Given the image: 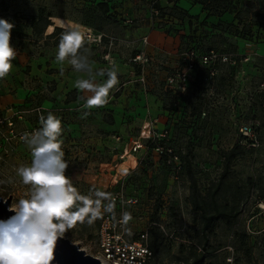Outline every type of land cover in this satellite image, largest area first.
<instances>
[{"label": "rangeland", "instance_id": "rangeland-1", "mask_svg": "<svg viewBox=\"0 0 264 264\" xmlns=\"http://www.w3.org/2000/svg\"><path fill=\"white\" fill-rule=\"evenodd\" d=\"M177 1L0 0V17L14 24L10 43L16 48L11 70L0 78V95H15L19 83L24 87L28 105H13L7 112L25 110L11 116L14 132L41 125V116L49 113L62 120V150L69 161L65 174L83 194L97 188L118 193L110 214L117 219L123 209L127 237L136 238L147 230L151 245L159 228L165 238L154 264H188L190 249H203L199 219L188 201L189 182L183 168L176 170V162L183 165L184 153L190 152L199 189L206 197L223 169L221 152L240 142L243 150L234 159L220 195L222 203L235 206L240 214L235 223L231 217L217 221L208 242L219 247L208 253L203 264H264V0H204L203 5L186 0L191 3L187 9L177 3L187 10L189 21L187 16L169 13ZM38 7L53 14L43 35L34 34L26 18ZM206 14L218 19L208 22ZM54 26L103 34L100 42L92 40L87 47L92 65L106 62L118 73L119 82L110 89L107 103L90 107L76 90H57L50 75L72 66L56 59L64 32L47 37ZM142 27L145 34L154 29L160 35L158 45L147 46V35L137 31ZM165 35L179 43L167 41ZM194 41L201 52L217 54V72L212 78L204 74L185 92L175 93L166 87V76L182 66L180 54ZM165 45L177 58L173 67L161 63L159 48ZM105 52H116L118 64ZM93 68L96 81L101 70L107 72L106 67ZM4 114L5 109H0ZM243 123L258 139L253 149L248 136L239 131ZM4 129L0 127V196L10 195L14 206L32 191L17 173L20 166L31 163V152L15 139L5 143ZM148 129L150 135L154 131L153 138H148ZM139 139L143 147L132 150L133 141ZM160 145L173 150L176 159L162 156ZM101 217L91 224L87 219L77 221L63 237L93 253Z\"/></svg>", "mask_w": 264, "mask_h": 264}, {"label": "clouds", "instance_id": "clouds-1", "mask_svg": "<svg viewBox=\"0 0 264 264\" xmlns=\"http://www.w3.org/2000/svg\"><path fill=\"white\" fill-rule=\"evenodd\" d=\"M13 27L12 21L0 17V78L9 73L16 55V48L10 43ZM91 42V36L79 28H70L61 35L56 54L59 62L67 60L74 69L88 74L75 83L93 93L87 98L90 107L107 103L110 89L119 82L113 67L106 73L101 70L99 75L106 74L107 79L97 83L87 47ZM40 121L38 129L24 132L21 137L30 149L31 163L20 166L17 173L32 191L30 196L9 206L13 215L0 218V264H52L58 238L77 221L87 219L91 224L114 209L112 193L97 188L83 194L65 174L69 161L62 150V120L49 113ZM129 219L130 214L126 213L124 221Z\"/></svg>", "mask_w": 264, "mask_h": 264}, {"label": "built area", "instance_id": "built-area-1", "mask_svg": "<svg viewBox=\"0 0 264 264\" xmlns=\"http://www.w3.org/2000/svg\"><path fill=\"white\" fill-rule=\"evenodd\" d=\"M85 33L88 36H91L93 41L100 42V39L103 37L102 33L97 35L92 34L90 29H87V32ZM143 41H146V37H143ZM141 54L142 52L138 53L136 59L140 60L142 56ZM180 59L182 66L173 70L166 77V87L175 93H183L188 89V86L194 81L196 72L200 67L208 68L209 78H212L217 72V68L215 67L217 54L212 50L207 53H200L196 49L187 48L181 52ZM222 60L226 61L228 60V57L222 56ZM141 80H143V78H141ZM5 112L6 114L0 115V127L5 126V129L1 131V136L4 138L3 141L5 143H10L12 139H15L16 142L24 143L21 138L22 134L24 132L34 131L41 126L36 125L14 132V130L11 128V116L15 114L19 115L22 111H12L11 113L13 114L11 115L7 114V110ZM239 131L243 135L248 136V139L251 140V146H258V141L248 124H241ZM147 132L148 138H153L155 136L154 131H152L153 134L151 135L150 129H148ZM142 147V141L139 139L133 141L131 149L136 151ZM157 150L160 154L166 151L170 152L169 148H165L161 145L157 147ZM172 159H176V156H173ZM180 169L181 163L177 161L176 170L179 171ZM112 196L113 202L119 197L118 193ZM131 202L135 203L137 202V199H132ZM122 210L123 209L121 208L120 217L117 219H114L113 214L110 213H105L101 217L96 233V247L93 253L90 254L98 258L102 264H154L155 257L153 250L150 248L148 243V231L144 230L138 233L136 238L127 237L125 232V224L122 219Z\"/></svg>", "mask_w": 264, "mask_h": 264}, {"label": "trees", "instance_id": "trees-1", "mask_svg": "<svg viewBox=\"0 0 264 264\" xmlns=\"http://www.w3.org/2000/svg\"><path fill=\"white\" fill-rule=\"evenodd\" d=\"M168 1L170 2L171 0ZM179 2H180L179 0L175 3L173 2L174 5L170 6L171 8H169V13L178 18L187 16L191 19V16L188 14L187 10H183L182 8H179L177 6ZM204 2H205L204 0H199V3L202 5L204 4ZM52 16H53L52 12L47 8L38 7L35 10V12L29 13L26 16V18L29 20V24L33 30V33L36 35H43L47 27L52 24L50 20V17ZM206 16H208V14H206ZM209 16H213V15H209ZM208 17H206L205 19H207ZM58 31L65 32L67 30L60 28L58 26H54L53 31L50 34H48L47 37L49 38L53 37ZM193 39L195 40L196 38ZM189 48L196 49L200 53H205V52H201L197 44L195 45V41L193 42L192 46ZM204 74L208 76V68L200 67L196 72L195 79L193 82L200 81L204 77ZM79 97L81 96L79 95ZM110 122H113L112 118H110ZM255 138L257 139V137ZM247 141L251 147L250 149H253V146H251L250 144L251 140H247ZM242 148H243L242 144L238 142L235 143L228 151L221 152L223 158V169L215 184H213V186L208 190V195L206 197L202 196L201 191L199 189L198 181L195 176L192 162L190 160V152L189 151L185 152L184 156L182 157L183 165L181 164V169L183 168L184 172L186 173L187 180L189 182L188 201L190 203L192 210L197 213L199 219V225H200L199 232L203 240L202 250L197 251L195 248L190 249L189 254L186 258L188 264H203L208 253L214 252L216 249H218L219 245L209 246V242H208V234L215 228L218 220H229V217H231L234 223L238 220L240 211L235 206L229 207L228 203L226 202L222 203L220 200V195L225 190L224 186L228 174L231 171L232 163L236 158V156L242 152L243 150ZM162 156H165L166 158L168 157V159H172L173 156H176V154H174L173 150L170 149V152L166 151L162 153ZM164 238H165L164 234L159 230V228H157L155 238L151 243V245H149L150 248L153 250L154 257H156L157 254L160 252L162 244L164 242Z\"/></svg>", "mask_w": 264, "mask_h": 264}, {"label": "crops", "instance_id": "crops-1", "mask_svg": "<svg viewBox=\"0 0 264 264\" xmlns=\"http://www.w3.org/2000/svg\"><path fill=\"white\" fill-rule=\"evenodd\" d=\"M179 1H180L179 4H181V3L183 4L184 3L183 6H184L185 9H187L188 6H191V3L184 2L186 0H179ZM196 7H198V4H197ZM198 9H199V7H198ZM199 17L201 18V16H199ZM216 19H218V18H216L214 16H209L206 20L208 22L213 23ZM185 20L189 21L190 18H187ZM137 31H139L141 33V35H147V37H148V39L150 41L147 44L148 47L151 46L153 48L155 45H158L157 38H158V36L160 37V35H158V33L156 31H154V29L149 31V33L146 32L148 34L143 33V27L140 28V29H137ZM135 34H136V32H135ZM165 36H167V41L171 42V41L174 40L175 42L177 41V43H179V39L178 38L175 39V37L169 36V35H165ZM110 45H112L111 42H110ZM161 45H163V44H161ZM175 45L176 44H174V46ZM168 47H169L168 45H165L164 46L165 49L162 46H160V48H159V51L161 52V54H160L161 59H162V61H164V62H161V63H163V65H168L169 67L170 66L173 67V66L176 65V61H177L176 59L177 58L175 56H170L171 54H173L171 52H174V50L169 49ZM105 54L108 55V58H109L108 60H111L113 63L115 62V65L118 64L117 63L118 58H117V53L116 52H113V53H111V52L106 53L105 52ZM34 65H35V67H37L36 64H34ZM37 65H38V63H37ZM65 65H67V67L71 66L68 62H66ZM93 66H96L98 69H104L105 67L107 68V70L108 69H112L111 67H108L109 65L106 62L97 63V64H94ZM87 75L88 74L86 72H80V71H77L76 69H74L73 67H70V68H64V70L63 71H59V73H52L50 75V79L55 80L57 82L56 88H57L58 91H60L61 89H64L66 91V93H68L70 90H76L77 95H81L83 97V99H84L83 102L87 103V98L92 96L93 93L90 92V91L82 90V89L78 88L76 86V83H75L78 79L87 78ZM105 81H106L105 76H102L101 78H98L97 83H103ZM23 88L24 87H22V84L19 83L18 84L17 93L15 95H13V96H11L10 94H2V95H0V109L1 110L5 109V111L7 110L8 113H9L10 112L9 110H10V108L13 105H15V106H22V105L26 106V105H28V102L25 100V94H22V92L24 91ZM75 98L77 99L78 96H76ZM21 110L25 111L23 109H21ZM37 115H38L37 117H39V114H37Z\"/></svg>", "mask_w": 264, "mask_h": 264}, {"label": "water", "instance_id": "water-1", "mask_svg": "<svg viewBox=\"0 0 264 264\" xmlns=\"http://www.w3.org/2000/svg\"><path fill=\"white\" fill-rule=\"evenodd\" d=\"M11 203L10 195L6 198L0 196V218L7 219L13 212L9 210ZM52 264H102L93 255L86 253L76 243L68 238L60 237L57 240L54 250V260Z\"/></svg>", "mask_w": 264, "mask_h": 264}]
</instances>
